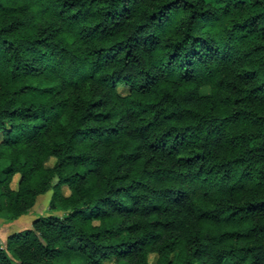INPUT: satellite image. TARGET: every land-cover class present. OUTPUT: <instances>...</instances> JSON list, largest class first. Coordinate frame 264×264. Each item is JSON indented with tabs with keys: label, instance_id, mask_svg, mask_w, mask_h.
<instances>
[{
	"label": "trees",
	"instance_id": "obj_1",
	"mask_svg": "<svg viewBox=\"0 0 264 264\" xmlns=\"http://www.w3.org/2000/svg\"><path fill=\"white\" fill-rule=\"evenodd\" d=\"M50 189L0 264H264V0H0V216Z\"/></svg>",
	"mask_w": 264,
	"mask_h": 264
},
{
	"label": "rangeland",
	"instance_id": "obj_2",
	"mask_svg": "<svg viewBox=\"0 0 264 264\" xmlns=\"http://www.w3.org/2000/svg\"><path fill=\"white\" fill-rule=\"evenodd\" d=\"M42 22H46L47 19H42ZM83 87H81L82 89ZM80 89V90H81ZM80 90H78V93H80ZM98 91H101V89H98ZM69 104L71 102V100H68ZM59 132H54L48 135L49 139H53V136H58ZM36 152V150H31L30 148H27L25 151H21V153H24V156L22 157V159L25 158H31V156H33L34 159L39 160L40 159V155H38ZM16 153V152H15ZM46 162L48 164H53L55 161L54 157H49L48 155H46ZM19 177V174H15L13 181H12V185L16 186L17 185V179ZM71 190L69 186L64 185L62 188V192L64 196H68L71 193ZM53 194V190H48L45 193H42L40 195L37 196V199L34 203V205L30 208L29 212L27 213L26 216H24L23 218H18V220L15 219L14 222H10L9 220H7L6 217L4 216H0V241L2 242V244L4 246H6V239L7 236L14 232V231H18L20 229H25L28 227H32V220L36 217H38L39 215H48L49 214V203L51 200ZM58 213H60L61 215L64 214V211H58ZM22 216V215H21ZM23 220V221H22ZM122 218H120L119 216H115L113 217L112 221L116 224L122 222ZM22 221V223L24 222V225L20 227H18V224ZM96 223V221H94ZM184 239L185 238V234L183 231H167V230H163L161 232V236L160 238L147 246V260L149 262H155L159 256H161V252H159L158 247L165 243L166 241H168V239ZM72 245H74L75 247H77V244L75 242H72ZM186 249L189 250V244L186 245ZM175 251L169 254V257L171 259L175 258ZM142 257L141 252H134L131 256H129L128 258L126 257V259H124L123 261H121V264H138L139 259ZM71 260L74 264H87L85 259L83 258V256L80 254V252H76L72 255ZM103 264H115V262L112 260H106L103 262ZM218 264V263H215Z\"/></svg>",
	"mask_w": 264,
	"mask_h": 264
},
{
	"label": "crops",
	"instance_id": "obj_3",
	"mask_svg": "<svg viewBox=\"0 0 264 264\" xmlns=\"http://www.w3.org/2000/svg\"><path fill=\"white\" fill-rule=\"evenodd\" d=\"M27 214H23L22 216H20L19 218H23L24 216H26ZM16 220H18V218L16 219ZM34 220V219H33ZM33 220H32V222H33ZM15 221V220H14ZM14 221H10V222H14ZM23 221V220H22ZM22 221L18 224V227H19V225H20V227L21 226H23L24 225V222L22 223ZM21 230V229H20Z\"/></svg>",
	"mask_w": 264,
	"mask_h": 264
}]
</instances>
